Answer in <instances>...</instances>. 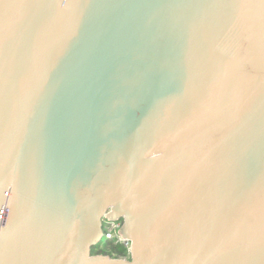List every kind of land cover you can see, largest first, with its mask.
I'll return each instance as SVG.
<instances>
[{"label": "water", "instance_id": "95a60500", "mask_svg": "<svg viewBox=\"0 0 264 264\" xmlns=\"http://www.w3.org/2000/svg\"><path fill=\"white\" fill-rule=\"evenodd\" d=\"M0 264H264V0H0Z\"/></svg>", "mask_w": 264, "mask_h": 264}, {"label": "trees", "instance_id": "16d2710c", "mask_svg": "<svg viewBox=\"0 0 264 264\" xmlns=\"http://www.w3.org/2000/svg\"><path fill=\"white\" fill-rule=\"evenodd\" d=\"M103 223L104 236L102 240L92 248V253L109 255L110 257L116 258H130V250L125 244L116 242L114 239L107 237L106 233L108 229L106 228L105 221Z\"/></svg>", "mask_w": 264, "mask_h": 264}, {"label": "built area", "instance_id": "2783aa9c", "mask_svg": "<svg viewBox=\"0 0 264 264\" xmlns=\"http://www.w3.org/2000/svg\"><path fill=\"white\" fill-rule=\"evenodd\" d=\"M108 214L109 213H107L104 218L106 228L108 229L106 233L107 237L110 239H114L116 242L125 244L130 250V243L126 240L122 233V227L124 223L123 219H113L110 218Z\"/></svg>", "mask_w": 264, "mask_h": 264}, {"label": "flooded vegetation", "instance_id": "af4514ba", "mask_svg": "<svg viewBox=\"0 0 264 264\" xmlns=\"http://www.w3.org/2000/svg\"><path fill=\"white\" fill-rule=\"evenodd\" d=\"M104 221H105V219H104Z\"/></svg>", "mask_w": 264, "mask_h": 264}]
</instances>
